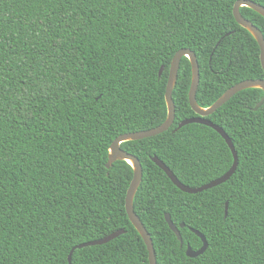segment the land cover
<instances>
[{"label": "trees", "instance_id": "1", "mask_svg": "<svg viewBox=\"0 0 264 264\" xmlns=\"http://www.w3.org/2000/svg\"><path fill=\"white\" fill-rule=\"evenodd\" d=\"M236 1L0 0V264H69L74 246L120 229L106 243L75 249L71 263L149 264L125 209L132 167L117 160L106 168L109 146L165 120L168 72L179 49L197 58L201 107L242 80L264 79L258 43L233 16ZM240 12L264 36V17L246 6ZM190 82L184 56L173 124L120 144L142 166L134 211L157 264H264V104L253 110L262 89L241 90L206 116L237 153L225 182L183 192L152 161L156 156L191 187L233 162L213 128L189 123L174 131L197 115ZM191 228L208 244L196 257L185 253L187 244L202 245Z\"/></svg>", "mask_w": 264, "mask_h": 264}, {"label": "water", "instance_id": "2", "mask_svg": "<svg viewBox=\"0 0 264 264\" xmlns=\"http://www.w3.org/2000/svg\"><path fill=\"white\" fill-rule=\"evenodd\" d=\"M241 6L249 7L251 9H253L254 11H256L257 13H259L260 15H262L263 17H264V6H262L256 2H253L252 0H237L234 3L233 9H232L233 16H234L236 22L240 26H242L243 28L248 30L249 33L254 37V39L258 43V46L260 49V62H261V66H262L263 71H264V36L258 27H256L251 21H249L248 19H246L242 16V14L240 12ZM184 56L189 59L190 66H191V82H190V87H189V91H188V100H189V104H190L191 108L193 109V111L197 115L180 121L177 124L174 131L176 129L186 125V124H189V123H200V124H204L206 126L213 128L215 131H217L222 136V138L227 143V145H228V147L232 153V156H233V162H232L230 168L221 176L214 178V179H212V180H210V181H208V182H206L200 186L191 187V186H187V185L181 183L178 180V178L173 174V172L169 169V167H167L161 160H159V158H157L156 156H153L152 161L158 167H160L165 172V174L169 177V179L173 182V184L175 186H177L183 192L197 193V192L203 191L205 189L219 185V184L225 182L226 180H228L230 178V176L234 173L236 166H237V160H238L237 153L235 151L234 145H233L230 137L227 135V133L220 126H218L217 124H214L212 121L208 120L206 118V116L213 113L217 108H219L225 102H227L235 93H237L241 90H244L246 88H260L264 92V79L263 78L245 79V80H242V81L234 84L233 86L229 87L227 90H225V92H223L210 106L201 107L197 103V100H196V92H197V88H198V84H199V64H198L197 58L195 56V53L193 51H191L190 49H179L175 52V54L173 55V57L171 59L169 72H168V79H167L166 88H165V102H166V106H167V116H166L165 120L161 124H159L155 127L149 128V129L138 130V131L120 134L111 142V144L109 146V150H108V159H107L105 166H106V168H109L113 164V162H115L117 160H126L132 167L133 176H132V179L130 181L127 192H126L125 209H126V212H127V215L129 217L130 222L132 223L134 228L137 230V232L139 233V235L141 236V238L143 239V241L146 245V248L148 250L149 264H157L156 263V257H155V250L153 247V242H152V239H151L149 232L146 230L145 226L143 225V223L141 222V220L139 219V217L135 213L134 206H133L134 195H135V193L138 189V186L141 182V179H142V166H141L139 159L136 156H134V155L126 152L125 150H123L120 147V144L124 141L139 140L142 138L157 135L163 131L168 130L169 127L173 124L174 118H175V105H174V101L172 98V91H173L174 86H175L176 81H177L180 61H181L182 57H184ZM162 71H163V66H161L159 71H158L159 76L162 74ZM263 104H264V96L255 104V106L253 107V110L259 109V107H261ZM226 213H227V203L225 204V216H226ZM165 219H166L170 229L175 233L177 239L180 242V245H182L183 241H182V237H181V234L179 232V229L172 222L168 213H165ZM181 226H183V224H181ZM190 230L201 238L202 245L197 250H193L190 247V245L187 244L185 253L189 257H196V256L202 254L206 250L208 244H207V241H206L204 235L201 234L198 230L193 229V228H191ZM123 232H124L123 229L116 230L113 233H111L107 236H104L100 239L92 240V241H88V242H83V243H80V244L74 246L68 254V258H67L68 263L72 264L71 263V255L75 249L81 248L84 246H89V245L106 243V242L110 241L111 239L117 237L118 235H120Z\"/></svg>", "mask_w": 264, "mask_h": 264}]
</instances>
